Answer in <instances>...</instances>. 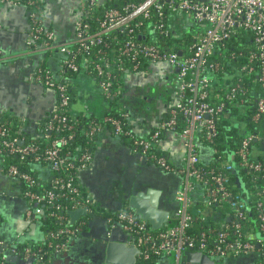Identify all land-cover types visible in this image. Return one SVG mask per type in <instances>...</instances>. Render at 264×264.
<instances>
[{
    "label": "built area",
    "instance_id": "2783aa9c",
    "mask_svg": "<svg viewBox=\"0 0 264 264\" xmlns=\"http://www.w3.org/2000/svg\"><path fill=\"white\" fill-rule=\"evenodd\" d=\"M0 3L21 6L20 0H0ZM26 5L30 22L26 44L39 53L59 52L64 55L62 73L67 70L77 72L74 58L89 53L97 45L107 47L104 37L110 33L127 36L118 48L114 67L111 57H105L100 50L86 59L90 63L93 57L97 59L89 73L94 72L99 78L97 86L107 99L115 97L121 90V85L113 84L115 69L138 73L149 66L166 64L177 70V100L170 107L167 119L159 123L149 139H135L126 131L124 121L102 117V122L110 125L114 136L131 139V150L146 162L183 178V188L176 195L178 208L174 224L153 233L147 223L129 209L105 217L108 224L119 226L132 237V244L138 251L135 264H152V258H158L157 264L164 261L185 264L184 252L201 253L214 264H264V192L257 193L256 214L250 218L248 204L238 201L229 176L209 167L208 163L204 166L195 146L199 132L205 131V139L209 142L215 137L218 114L224 106H213L208 102L212 74L221 69L220 63L211 61L210 57L218 46L240 31L250 37L253 46L246 52L248 64L241 70L247 74L256 73L261 90L252 121L264 122V0H139L121 10L104 11L96 28L83 20L97 6L96 0H86L82 5L83 16L76 21L74 37L68 45L57 43L54 33L45 26L44 13L34 1H27ZM195 27L196 30L188 34L187 31ZM185 34L190 35V42L180 49L175 50L174 43L167 41L179 35L184 38ZM70 44L76 46L75 51ZM255 63L258 64L257 71ZM37 79L54 92L55 108L34 141L22 136L19 122L0 123V174L21 185L27 219L40 223V218L45 216L59 225L57 232L44 233L42 245H25L11 251L24 260L48 264L50 255L65 253L70 240L81 231L82 223L72 225L68 212L83 209L86 215H94L96 207L77 184V176L89 166L92 152L85 150L68 160L62 147L73 135L66 138L55 136L72 130L76 122L69 113L68 86L44 67L38 70ZM242 90L238 82L226 99L231 100ZM121 117L124 119L126 115ZM179 117L185 123L180 136L186 143L188 154L183 168L174 170L165 156L157 154L156 145L160 132L173 131ZM15 126L17 129L13 131ZM100 130L99 124L92 122L85 138L92 142ZM260 137L258 134L247 135L236 155L238 167L255 175L264 184V162L254 161L251 156V143ZM223 166L228 167L227 164ZM34 174L46 180L47 186L41 185ZM195 199L203 204V209L198 212L204 222L201 229L196 226L199 218L193 213ZM62 200H69L70 204L63 205ZM44 207L50 210L45 213Z\"/></svg>",
    "mask_w": 264,
    "mask_h": 264
},
{
    "label": "crops",
    "instance_id": "0c3cea01",
    "mask_svg": "<svg viewBox=\"0 0 264 264\" xmlns=\"http://www.w3.org/2000/svg\"><path fill=\"white\" fill-rule=\"evenodd\" d=\"M85 1L39 0L43 5L45 26L54 33L57 43H70L74 25L83 16ZM29 30L26 7L0 3V115L19 122L25 133L35 137L56 104L54 92L37 79V72L44 66L54 75H61L65 56L59 52L39 53L28 46ZM176 74L177 70L166 64L126 73L119 103L128 110L129 125L135 137L147 139L167 118L177 100ZM73 90L75 100L70 109L74 114L103 116L106 105L88 75H80ZM195 146L200 160L208 162L210 150L198 143ZM156 149L174 170L183 168L188 150L180 134L164 131ZM251 156H264V135L251 150ZM77 184L101 212L90 218L79 216L73 222L70 220L72 225L82 223V226L80 233L69 242L68 257L71 260L83 257L87 261L97 249L96 245L105 239L132 244V237L119 226L108 224L105 217L124 208L131 210L126 200L136 193L145 196L148 191L156 193L158 209L168 213L170 224L175 219L176 195L183 188V178L146 162L131 150L129 143L104 131L98 135L89 166L78 174ZM21 191L19 183L0 174L2 264H27L24 259L6 262L3 255L25 245L40 246L44 241L40 223L25 216L27 205ZM60 260L63 261V257Z\"/></svg>",
    "mask_w": 264,
    "mask_h": 264
},
{
    "label": "trees",
    "instance_id": "16d2710c",
    "mask_svg": "<svg viewBox=\"0 0 264 264\" xmlns=\"http://www.w3.org/2000/svg\"><path fill=\"white\" fill-rule=\"evenodd\" d=\"M27 1L30 0H20L21 6L26 7L29 10V7L26 5ZM36 3V6L43 11V5L39 0H32ZM139 0H96L97 6L91 11V13L83 17L85 22L91 24L92 28H96L97 20L101 19L103 12L110 9H119L121 10L125 5L129 3H138ZM186 35V36H185ZM184 38L179 35L178 37L168 38L167 41L174 43L175 50L180 49L183 44L184 46L189 44L190 35L185 34ZM127 39L125 34L118 35L116 33H110L107 37H104V44L107 47H104L103 44L95 46L92 51L89 53H81L74 58V63L76 64L78 71H65L59 75V81L65 83L68 86L69 95H70V106L74 103L75 94H74V83L80 75H88L93 81L97 90L100 92V96L105 103L104 114L102 117H111L114 119H119L122 122L126 123L125 129L128 131L135 139H139L134 136L132 129L129 125V113L126 108H124L120 103V95L122 90H124L123 81L125 80L126 72L125 71H116L114 70L115 79L113 84L121 85V90L116 92L115 97L105 98L100 89L97 86L99 78H97L94 72L89 73L91 70V65L97 59L94 57L91 59V63L87 62L88 57H92L98 50L102 51L105 57H111V65L115 66L114 62L117 59L118 48L120 45ZM250 37H246V34L243 31L238 32V34L230 37L228 40L223 42V45L218 46L214 55L210 57L211 61H216L220 63L221 69L212 74L211 85L208 88V102L213 106H218L223 104V109L221 113L218 114V120L216 122V135L212 141H207L205 139V131L199 132L196 135L195 144L205 147V149L210 150V160L208 162L201 163L215 169L216 171L223 172L229 176V183L231 184V189L234 194H238V201L247 202L248 204V215L250 218L254 217L256 214L255 208L258 201L257 193L262 190L264 192V184L258 178L254 177L255 175H250L248 171L240 169L238 167L239 159L236 155L243 139L250 134H258L260 136L264 135V122H253L252 118L256 114V102L258 96L261 94L259 84L257 82L256 73L247 74L242 71L241 68L248 64L246 59V52L252 49V43H250ZM70 48L75 51L76 46L70 44ZM241 54V55H240ZM44 67V66H42ZM255 71H257L258 64H254ZM239 82L242 87V92H239L234 95L231 100L226 99V95L231 92V89ZM70 115L75 118L74 128L70 131H63L61 133L55 134L56 137H67L72 134V138L69 139L65 146L62 147V153L67 157L68 160H72L82 154L85 150H89L93 153L98 135L104 131H109L112 134V130L109 124L102 122V117L97 118L93 115L80 113L74 114L71 109L69 110ZM122 115H126V118H122ZM168 117V116H167ZM167 119V118H166ZM164 119V120H166ZM1 120H3L1 122ZM6 121L7 123L13 122L7 117L0 115V123ZM163 121V120H162ZM98 123L101 130L96 135L92 142H89L85 138V132L89 128V125L92 123ZM185 126L184 120L180 117L175 125V128L171 132L181 133ZM13 131L17 127L12 128ZM157 130V129H156ZM155 130V131H156ZM154 131V132H155ZM153 132V133H154ZM164 131L160 132V136ZM166 132V131H165ZM152 133V134H153ZM22 136L34 141V136H29L25 131H22ZM151 134V135H152ZM113 135V134H112ZM150 135V136H151ZM114 136V135H113ZM123 140L126 144L129 143L131 147V139L127 136H116ZM149 139V137L147 138ZM198 141V142H197ZM39 145H43L42 142H34ZM258 145V140L251 143V150ZM157 152V150H156ZM157 154H160L157 152ZM162 155V154H160ZM254 161L264 162V156L254 158ZM227 164L228 167L223 165ZM204 165V166H205ZM41 166H44L43 164ZM35 167H32L34 169ZM57 174H54L56 176ZM35 178L41 185L47 186L46 180H42L37 174H34ZM199 197V196H197ZM264 199V194L262 196ZM63 205H69V200H62ZM45 213L50 210V208H43ZM203 209V204L200 201H196L193 205V213L199 219L196 221V226L203 227L204 222L200 220L199 211ZM96 215L98 212L101 213L97 208L94 211ZM94 215H86V218L93 217ZM175 219L170 223L174 224ZM40 227L43 232H57L59 225L57 222L52 219L42 216L40 218ZM161 230V229H160ZM160 230H152L153 233ZM30 247H33L32 245ZM63 257L61 255H50L48 264H60ZM152 264L158 263V258H152Z\"/></svg>",
    "mask_w": 264,
    "mask_h": 264
},
{
    "label": "water",
    "instance_id": "95a60500",
    "mask_svg": "<svg viewBox=\"0 0 264 264\" xmlns=\"http://www.w3.org/2000/svg\"><path fill=\"white\" fill-rule=\"evenodd\" d=\"M147 193L148 196L143 193L132 195L126 200L127 204L140 220L147 223L151 230H160L168 225V213L158 209L156 193L153 191ZM68 215L71 222L79 216H86L83 209L68 212ZM96 247L99 251L97 261L88 259V261H84V264H135L136 262L135 256L138 251L133 244L126 245L125 242L105 239ZM3 257L6 262L22 260L19 254L12 252L4 254ZM183 257L185 264H214L208 257L198 252H184ZM25 261L27 264H33L31 260ZM162 264H168V262L164 261Z\"/></svg>",
    "mask_w": 264,
    "mask_h": 264
},
{
    "label": "flooded vegetation",
    "instance_id": "af4514ba",
    "mask_svg": "<svg viewBox=\"0 0 264 264\" xmlns=\"http://www.w3.org/2000/svg\"><path fill=\"white\" fill-rule=\"evenodd\" d=\"M98 252L99 251L97 249H95L92 252V255L90 256V260L97 261V254H98ZM68 255H69V253L67 251L65 253H63V261H61L60 264H76V263H78V264H84L85 263L84 262L85 260H83L84 259L83 257H82L83 259L81 257H76V258H74V260H71V259H69L70 257H68ZM61 256H62V254H61Z\"/></svg>",
    "mask_w": 264,
    "mask_h": 264
},
{
    "label": "rangeland",
    "instance_id": "374dc122",
    "mask_svg": "<svg viewBox=\"0 0 264 264\" xmlns=\"http://www.w3.org/2000/svg\"><path fill=\"white\" fill-rule=\"evenodd\" d=\"M98 1H102V0H98ZM196 30V27L195 28H191L190 29V31H187L188 32V34H191V33H193V31H195ZM186 36V35H185ZM101 97V96H100ZM103 100V99H102ZM66 257V256H65Z\"/></svg>",
    "mask_w": 264,
    "mask_h": 264
}]
</instances>
